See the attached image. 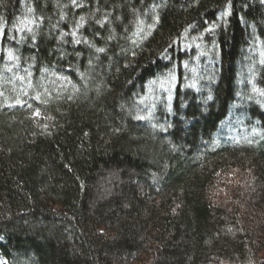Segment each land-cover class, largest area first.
<instances>
[{"label":"trees","instance_id":"16d2710c","mask_svg":"<svg viewBox=\"0 0 264 264\" xmlns=\"http://www.w3.org/2000/svg\"><path fill=\"white\" fill-rule=\"evenodd\" d=\"M0 264H264V0H0Z\"/></svg>","mask_w":264,"mask_h":264},{"label":"rangeland","instance_id":"374dc122","mask_svg":"<svg viewBox=\"0 0 264 264\" xmlns=\"http://www.w3.org/2000/svg\"><path fill=\"white\" fill-rule=\"evenodd\" d=\"M119 179L120 177L115 171L106 172L104 178L100 179L96 184V198L106 199L111 193L114 194Z\"/></svg>","mask_w":264,"mask_h":264}]
</instances>
